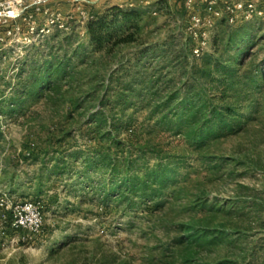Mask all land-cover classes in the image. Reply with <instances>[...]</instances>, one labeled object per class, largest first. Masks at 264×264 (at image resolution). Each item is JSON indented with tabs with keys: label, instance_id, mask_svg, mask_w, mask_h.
Returning a JSON list of instances; mask_svg holds the SVG:
<instances>
[{
	"label": "rangeland",
	"instance_id": "rangeland-1",
	"mask_svg": "<svg viewBox=\"0 0 264 264\" xmlns=\"http://www.w3.org/2000/svg\"><path fill=\"white\" fill-rule=\"evenodd\" d=\"M149 1L134 5L148 9L143 41L160 52L141 63L136 46L96 51L89 43L88 15L117 0L62 4L54 12L74 18L71 31L33 44L25 29L9 35L12 24L0 25V264H264V20H256L257 43L243 57L241 81L226 89L242 128L193 147L162 130L161 112L152 115L144 102L155 90L167 97L188 79L203 83L207 60L194 58L188 13ZM224 31L213 28L202 54L215 53L213 41ZM37 59L60 69L55 87L24 84L22 72ZM134 81L142 86L130 89ZM100 113L106 124L94 118ZM113 123L125 148L100 141ZM109 148L120 160L145 152L146 167L163 163L174 171L173 184L157 198L125 200L117 182L107 197L110 171L81 175L85 159L64 154ZM59 157L64 171L52 175Z\"/></svg>",
	"mask_w": 264,
	"mask_h": 264
},
{
	"label": "trees",
	"instance_id": "trees-1",
	"mask_svg": "<svg viewBox=\"0 0 264 264\" xmlns=\"http://www.w3.org/2000/svg\"><path fill=\"white\" fill-rule=\"evenodd\" d=\"M159 4L164 5V2H159ZM149 20V11L146 7L112 5L102 13L91 15L85 20L89 43L96 51L106 48L114 51L122 46H136L138 48L135 54L136 60L141 63L149 54L160 52L157 46L151 47L152 45L149 46L143 41L142 33ZM256 24L257 22L254 20L232 26L229 25L227 19L221 18L216 22L215 27H221L225 31L223 37H216L213 41L215 53L207 56L205 53H201L198 57L194 56L198 60L203 58L207 60L208 69L201 72L205 81L190 84L188 79L181 88L174 90L167 97H161L158 90L148 93L144 107L150 109L152 115L161 112L162 118L158 126L162 130L170 132L174 136H182L190 146L201 147L208 140L229 133L233 134L237 128H242V113L234 105L227 103L226 89L241 81L240 69L243 67V57L249 54V49L257 43L254 41L258 31ZM56 32L61 31L56 28L53 34ZM170 52L164 51L163 54L167 55ZM231 52L234 54L231 55ZM40 63L41 60L37 59L32 63L31 70L22 72L24 84L36 88L35 90L41 88L39 91L55 87L59 81L58 78H61L56 77L60 69L51 68L49 61H46L42 66ZM161 68L163 71L168 69L167 67ZM156 82V89H158L160 83ZM134 85L142 86L134 81L131 83L130 89ZM213 88L219 90V93H210ZM24 94L28 98L39 99L46 93H23V96ZM160 99H162L161 103L158 102ZM156 102L160 103L159 106L152 107ZM93 115L90 119L93 118ZM94 118L103 117L100 113L94 115ZM247 120L249 121V119L245 121ZM102 122L107 123L104 118ZM118 130L119 126L113 123L110 130L101 135L100 141L109 139L111 148L114 146L120 149L125 148L114 135ZM101 131L102 127L99 125L92 134L97 136ZM64 154L67 155L66 159H85L81 175L92 171L98 173L102 168L108 169L112 182L110 190L104 187L107 197L116 191L117 182L124 185L117 189L118 198L125 200L131 199L135 194H140L141 200L157 198L164 188L174 182L172 177L174 171L167 165L157 163L153 167H146L149 161L143 151H128L127 157L122 160L116 158L110 148L92 153L79 151ZM135 156H137L136 159H134ZM63 162L62 157H59L58 165L53 167L49 173L52 175L59 173L62 170L59 165L60 163L64 165Z\"/></svg>",
	"mask_w": 264,
	"mask_h": 264
},
{
	"label": "built area",
	"instance_id": "built-area-1",
	"mask_svg": "<svg viewBox=\"0 0 264 264\" xmlns=\"http://www.w3.org/2000/svg\"><path fill=\"white\" fill-rule=\"evenodd\" d=\"M56 1H67L75 7L87 2V0H0V25L12 24L9 35H20L25 29L28 44H33L42 36L52 34L56 28L61 32H70L74 18L65 19L61 14L48 8L49 3ZM192 6V1H189V10ZM41 17H44V24L39 22ZM221 18L227 19L229 25L234 26L242 22L264 20V10L256 2L248 0L229 2L222 8L217 0H210L203 12H191L187 28L198 43L194 49L197 57L208 46L210 33Z\"/></svg>",
	"mask_w": 264,
	"mask_h": 264
},
{
	"label": "crops",
	"instance_id": "crops-1",
	"mask_svg": "<svg viewBox=\"0 0 264 264\" xmlns=\"http://www.w3.org/2000/svg\"><path fill=\"white\" fill-rule=\"evenodd\" d=\"M98 1L99 0H91V5H96V3H98ZM117 1L118 2H113L112 4H114V5H120V4H122V5H134L135 2H137L138 0H117ZM143 1H146L145 4L147 2H150L149 0H143ZM189 1H192V3H193L191 10H189V7H188ZM209 1L210 0H158L157 3H158V5H160L159 2H164V6L165 5L170 6V8L173 11L184 10L188 13L187 18H189V15L193 11L203 12L204 8L207 6ZM217 1L219 2V6L222 8L226 3L234 2V1H241V0H217ZM248 1L256 2L260 6L264 5V0H248ZM64 3H68V2L67 1L51 2V3H49L48 8L53 12L54 11L58 12L59 10H61V8L63 7L61 5ZM102 11H104V10L101 9L100 11L99 10L94 11V12L90 13L88 15V17H90L91 15H96V14L102 13ZM11 27H12V25H11Z\"/></svg>",
	"mask_w": 264,
	"mask_h": 264
}]
</instances>
